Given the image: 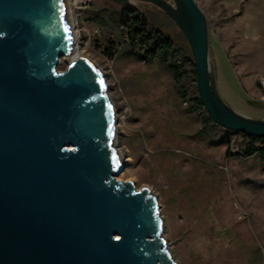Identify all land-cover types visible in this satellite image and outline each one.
Listing matches in <instances>:
<instances>
[{"label": "water", "instance_id": "1", "mask_svg": "<svg viewBox=\"0 0 264 264\" xmlns=\"http://www.w3.org/2000/svg\"><path fill=\"white\" fill-rule=\"evenodd\" d=\"M112 1L170 17L212 121L264 139V120L219 94L195 0ZM75 47L66 0H0V264H176L157 197L118 179L124 167L102 72L84 57L59 69Z\"/></svg>", "mask_w": 264, "mask_h": 264}, {"label": "rangeland", "instance_id": "2", "mask_svg": "<svg viewBox=\"0 0 264 264\" xmlns=\"http://www.w3.org/2000/svg\"><path fill=\"white\" fill-rule=\"evenodd\" d=\"M195 1L208 21L221 98L239 113L264 120V0ZM122 6L66 0L78 56L100 69L113 105L114 143L124 167L118 179L157 197L176 264H264V162L237 154L244 148L241 134L207 125L202 113L191 110L161 62L139 61L126 47L117 52L121 29L115 20ZM131 8L142 11L178 50L186 45L163 11L141 2ZM179 57L190 71L189 61ZM72 60L63 57L59 69Z\"/></svg>", "mask_w": 264, "mask_h": 264}, {"label": "trees", "instance_id": "3", "mask_svg": "<svg viewBox=\"0 0 264 264\" xmlns=\"http://www.w3.org/2000/svg\"><path fill=\"white\" fill-rule=\"evenodd\" d=\"M116 15L115 22L121 29V39L118 42L121 47H119L117 52L121 53L123 51L122 47H126L127 53L139 61L147 63L152 61L161 62L164 67L172 72L176 85L179 87L181 98L184 102L189 103V108L202 113L207 125L214 124L218 127L209 117L199 99L196 70L186 39V45L178 50L174 41L166 37L139 9L122 6L116 12ZM103 23L107 24V21L103 20ZM108 54L112 58L114 57L110 51ZM179 54L182 59L188 60L191 64L190 71L183 69L181 66ZM241 136L244 148L237 154L246 157L258 155L264 162V139L251 137L247 134H241ZM258 141L263 142V146H258Z\"/></svg>", "mask_w": 264, "mask_h": 264}, {"label": "bare ground", "instance_id": "4", "mask_svg": "<svg viewBox=\"0 0 264 264\" xmlns=\"http://www.w3.org/2000/svg\"><path fill=\"white\" fill-rule=\"evenodd\" d=\"M67 15H68V13H67ZM68 18H69V16H68ZM69 25H70V28H71V22H70V20H69ZM71 31H72V28H71ZM72 35H73V39H74V42H75V46L76 47H75V50H74V52L72 53V55L70 57L74 60V59L78 58L79 56H78L77 44H76L77 36H76V34L73 33V31H72ZM118 153H119V151H118ZM119 155H120V153H119ZM120 157H121V155H120ZM121 161H122V157H121Z\"/></svg>", "mask_w": 264, "mask_h": 264}, {"label": "built area", "instance_id": "5", "mask_svg": "<svg viewBox=\"0 0 264 264\" xmlns=\"http://www.w3.org/2000/svg\"><path fill=\"white\" fill-rule=\"evenodd\" d=\"M260 86L264 90V76L260 79Z\"/></svg>", "mask_w": 264, "mask_h": 264}, {"label": "snow or ice", "instance_id": "6", "mask_svg": "<svg viewBox=\"0 0 264 264\" xmlns=\"http://www.w3.org/2000/svg\"><path fill=\"white\" fill-rule=\"evenodd\" d=\"M101 83H103V82H101Z\"/></svg>", "mask_w": 264, "mask_h": 264}]
</instances>
